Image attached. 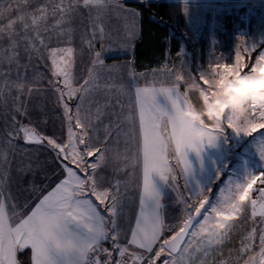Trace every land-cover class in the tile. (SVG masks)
I'll return each instance as SVG.
<instances>
[{
  "label": "snow or ice",
  "instance_id": "1",
  "mask_svg": "<svg viewBox=\"0 0 264 264\" xmlns=\"http://www.w3.org/2000/svg\"><path fill=\"white\" fill-rule=\"evenodd\" d=\"M29 3L30 0H10L7 6L0 7V20L7 18V24L0 25V38L6 31L11 38L16 34L15 25L20 23L25 32L32 28L34 40L47 49L51 73L48 87L57 94L65 135H48L34 125L22 122L18 123L15 132L9 133V143L23 139L25 144L42 146L50 152L51 156L47 157V161L55 167L51 172L43 171L42 177L45 181H51L53 177H57V180L54 186L41 184L36 181V171L31 165L19 169L22 180L29 173L32 174L27 184L35 203L29 207L31 201L26 200L24 209H28L27 211L21 209L10 213V197L6 199L3 195L7 173L0 178V264H22L17 254L25 249L31 250L30 264H126V255L131 257L132 264H157L162 256L165 257L162 264H196L197 254H200L199 264H209L208 258L212 251L218 250L230 239L231 232L236 227L234 222L243 219L242 214L246 210L250 209L248 219L255 222L259 217L261 224H264V172H259V175L249 173L243 183H228L215 198L211 186L201 187L197 184L193 188L189 183V178L193 175L190 152L199 156L204 146L212 144L225 128L246 136L264 130V110L257 109L255 105H249L250 119L242 126L234 123L232 113H227L224 121L216 127L205 122L193 123L179 116L184 108L196 104L188 89L195 84L207 86L205 77L210 71L222 66L217 62L215 65L210 64L208 71H201L199 80L185 77L181 71L170 70L171 84L157 87L155 81H146L145 86L134 83V98L130 103L124 105L117 99L122 112L127 108L121 122L128 125L123 134L126 144L131 145L124 149L123 154L117 153L116 159L122 161L117 171L127 172L131 179L135 177L136 170H139V183L136 185L138 211L129 228L127 243L122 245L119 242L121 229L118 224L122 181L116 180L110 187L101 188L96 179L97 170L106 161V145L113 128L118 130L117 135L121 134L120 123L106 125L104 141L94 145L90 134L92 125L81 118L82 104L94 83L95 67L97 64H104L102 53H94L85 78L77 84L73 71L74 48L47 46L40 34V26L47 25L51 14L56 17L53 27L58 28L78 6L88 9L112 7L133 12V28L138 13L124 9L122 0H68L67 4L65 0H59L51 9L44 4L25 14L23 9ZM13 12L16 13L14 16L11 15ZM95 19L99 21L100 16L97 15ZM44 30L47 31L48 28L45 27ZM64 31L60 29L58 34L62 36ZM67 31L70 32L71 29ZM134 35V31L128 32L129 39ZM97 38L102 43L105 39L104 28L99 23L93 26L91 36L85 41L90 49ZM25 39H28L29 46L34 51H39L33 38ZM241 43L244 45L243 51L237 49L235 62L224 65L231 66L230 70H243L247 67L242 62L244 54L251 57L256 50L255 46L249 47L246 41L242 40ZM11 46L15 48L16 42L12 41ZM16 55L13 52L9 61ZM29 59L31 60V56ZM261 59H264V51L257 55L255 62ZM251 70L252 66L249 71ZM156 71L153 70L152 74L155 75ZM139 75L143 77L146 74ZM130 76L135 82L137 74L134 70L130 71ZM181 84L185 88L183 92L180 91ZM15 86L21 92L26 87L23 82ZM96 86H99L98 83ZM41 90L38 85L27 86L29 96L33 91ZM118 91L127 94L129 90L121 85ZM73 100L76 103L70 104L69 101ZM17 111L26 115V109L17 108ZM102 115L100 107H97L93 120L99 121ZM257 121L260 123L257 124ZM43 122L47 123L46 120ZM202 129L204 135L198 136ZM88 157H95V162L89 163ZM3 158H7L6 153ZM261 159H264V152L261 153ZM179 177H183V190ZM253 177L256 179L249 186L237 211L225 217L219 230L211 229L215 221L214 214L220 210H230L228 205ZM162 188L175 193V202L181 205L180 214L174 223L165 222ZM11 208L16 209V204L13 203ZM205 228L211 229L207 235L202 234ZM257 235L259 252L254 251ZM108 240L112 242L111 249L103 247V242ZM240 244L236 257L213 261L212 264H241V261L242 264H264V227L259 230V234L255 227L251 228L241 238ZM129 246L141 251L129 252ZM114 251L118 252L119 259L113 258ZM245 255L247 259L243 258Z\"/></svg>",
  "mask_w": 264,
  "mask_h": 264
},
{
  "label": "crops",
  "instance_id": "2",
  "mask_svg": "<svg viewBox=\"0 0 264 264\" xmlns=\"http://www.w3.org/2000/svg\"><path fill=\"white\" fill-rule=\"evenodd\" d=\"M126 1L134 0H122L124 9L135 10L136 15L135 27H132L131 17L133 12L124 11L121 9H114L109 7L107 9H88L83 6H78L73 9L70 15L66 18V22L60 25L58 28H54L56 17L49 15L47 25L41 24L40 34L45 40V44L49 47H66L71 46L74 48V76L77 84L81 83L83 78L86 76L90 62L94 58L96 51H101V58L104 61L103 65L97 64L94 71V83L91 87V91L86 95L84 102L81 107L82 119L85 123H90V134L92 136V143L101 144L105 139V126H114L120 123L121 134L117 135L116 129L113 128L111 137L107 141L106 145V161L96 172L97 183L100 184L103 180H109L106 184H101V188L110 187L116 180L122 181L121 198L119 205L118 219H122V216H126L125 220L127 224L124 225L123 234H121V240L119 242L124 245L127 243L129 236V228L134 223L135 213L138 211V189L136 185L139 183V170H136L135 177L129 179L127 172H118L122 161L116 159L117 153L123 154L126 147H131L130 144H126L125 136L123 132L127 131L128 125L122 123L123 115L127 112L125 107L124 111H121L120 106L117 104V99L127 105L131 102L134 92V83L139 86H145L146 81H155V86L169 85L172 83V76L169 75L170 69H158L152 68L142 71L135 70V64L133 59L134 45L139 36V11L126 4ZM152 1V0H150ZM163 1H180L184 5H194L195 0H163ZM207 2H213V0H205ZM219 1V0H215ZM10 0H0V7H5ZM59 0H30L27 8H24L25 14L34 10L40 5L47 4L49 9L52 8L53 4L58 3ZM68 3V0H65ZM15 7V5L13 6ZM200 7V6H199ZM183 10V8H182ZM207 12V11H206ZM203 18H205V14ZM192 13V12H191ZM13 12L11 15H15ZM184 14L186 23L193 28L192 20L195 14ZM99 15L100 20L97 21L95 17ZM128 17L129 19H125ZM101 24L105 31V39L103 43L99 38L93 41V47L90 49L85 41L91 36L93 26L95 24ZM7 18L0 20V25H6ZM200 26V25H199ZM45 27L48 28L45 31ZM60 29H64V34L59 35ZM71 29V31H67ZM194 29V28H193ZM134 31L135 35L133 38H128V32ZM14 35L9 37L7 31L0 38V76L1 77H30L31 83H36L40 86L41 91L32 92L28 100L20 101L17 103L16 100L12 99L6 101H0V178H5L3 186V195L6 199H9V210L18 211L24 209L25 201H31L29 207L34 206L35 199L28 189L27 180L32 178V174L29 173L28 177L22 180V174L19 169L26 168L28 165L32 166V169L36 171L35 179L38 183L48 184L54 186L57 177H53L51 181H45L42 177L43 171L51 172L55 165L49 164L47 157L51 156V153L45 150L42 146L25 144L23 139H16L9 143V133L15 132L18 123L34 125L39 131L48 135L64 136L65 127L63 117L58 118L55 115V105L57 104V95L51 90L50 102L44 100L46 98L45 93L51 89L48 87V80L51 78L49 69L50 60L48 59V51L45 47L40 46L38 41L34 40V31L29 28L25 32L20 23L15 25ZM25 37L33 38L39 51H34L29 46L28 39ZM12 41L16 42V47L13 48ZM15 52L17 55L15 58L9 61V57ZM31 56V60L29 59ZM134 70L137 74L135 82L130 76V71ZM153 70H157L155 75L152 74ZM180 70V69H179ZM172 71V70H171ZM175 72V71H173ZM182 72V69H181ZM144 73L145 76L141 77L139 74ZM38 78V80H37ZM46 78V79H43ZM98 83L99 86H96ZM16 84H12L13 92L9 93L8 96L12 97L13 93H16ZM124 85L129 91L127 94H121L118 91L119 86ZM1 91H6V85L1 84ZM15 86V92H14ZM110 86V87H106ZM180 91H185L183 84H181ZM14 96V95H13ZM43 96V97H42ZM75 101V100H74ZM76 101L74 102V104ZM100 107L103 115L99 121H94L93 118L96 115V109ZM17 108L21 110L26 109V115H21L17 111ZM120 110V112H119ZM15 118V120L13 119ZM47 121L44 123L43 121ZM14 126L9 129L5 126ZM2 129V131H1ZM3 135V136H2ZM7 154V158L4 159L3 155ZM224 148L220 139H217L212 144H206L203 150L197 156L194 152L189 153V160L193 165V175L189 178L190 185L195 188L197 184L201 187H207L210 184L211 176L216 170L225 163L224 160ZM92 158V161L90 160ZM89 163L95 162V157L87 158ZM39 166V168L37 167ZM131 171V169H129ZM203 174H211L206 177ZM82 175V174H81ZM181 186V185H180ZM127 190V191H126ZM163 192V203L165 222L169 223L168 216L170 214L175 215V219L180 214L181 205L177 204L175 193L170 189L162 188ZM183 190V186H181ZM94 199V198H93ZM15 203L16 209H12L11 205ZM132 203V205H131ZM27 211L28 209H24ZM103 211V209H102ZM171 218V220H175ZM110 249L112 248L111 240L105 241ZM130 251H141L135 249L134 246H129ZM30 253L31 250L29 249ZM118 252L114 251L113 256L117 255ZM18 258V254H17ZM19 259V258H18Z\"/></svg>",
  "mask_w": 264,
  "mask_h": 264
},
{
  "label": "rangeland",
  "instance_id": "3",
  "mask_svg": "<svg viewBox=\"0 0 264 264\" xmlns=\"http://www.w3.org/2000/svg\"><path fill=\"white\" fill-rule=\"evenodd\" d=\"M134 1H142V0H134ZM143 1H150V0H143ZM194 5H198L196 7H193V5H184L183 6V12L185 14H195L193 20H192V26L194 29L199 27V25L203 24L204 22V12L210 13V27H211V41L209 48L207 49V53L211 55V60L209 61V64H207L206 67H198L196 76H198L196 79L199 80V74L201 71H208L209 65H215V63H226L225 59L228 57V49L231 47H234V51L236 53L237 49L239 48L241 51H243L244 45L241 43V41H246L247 45L250 47L257 46L261 44V42L264 40V0H219L213 2H207L205 0H195ZM234 6L238 13V23L235 25L234 34L235 37L238 38V40L233 39L231 43L232 45L229 48H225L223 51L220 50V48L217 46L218 44V38H216V32L214 34V27L217 25V15L219 14V9L221 8H230V6ZM200 6V7H199ZM256 7L260 8V18L257 22V27L253 30H249V10L252 9L253 11L256 9ZM240 8H243V10L240 11ZM192 12V13H191ZM247 16V17H246ZM248 20V27L245 24V21ZM263 23V25L261 24ZM257 53L255 55V58L252 56L248 57L247 54H244V60L243 63L247 64V67H245L242 71L248 72L250 67L255 63V59L257 55L264 51V45L260 47L259 49H256ZM253 53V52H252ZM236 56V54H235ZM235 56L232 63L235 62ZM165 65H167V68H165ZM158 69H170L172 71H181L184 74L185 77H194V75L190 72V54L183 48L179 51V53L174 58H167L165 62L161 66H159ZM180 69V70H179ZM30 77H1L0 76V85L4 84L6 85V91L2 92V95H0V101H3V98L6 99V101H10L12 99L16 100L17 103L20 101H25L29 99V95L27 92V86L28 85H36V83H31ZM46 79V78H43ZM38 80V78H37ZM19 82H23L25 84V90L23 92L16 89V93L12 95V97L8 96L9 93L13 92V88H11L12 84H17ZM202 83V82H200ZM184 87V86H183ZM206 87V86H205ZM52 89L47 90L46 98L47 100H44L46 102H50L52 97H50V92ZM1 91V86H0ZM12 91V92H10ZM43 91V89H42ZM14 92H15V86H14ZM35 93V91H33ZM37 92V91H36ZM57 95V94H56ZM43 97V96H42ZM191 99L196 103L199 104L198 96L195 92H192L190 94ZM57 103V101H56ZM120 112V110H119ZM55 115H57L58 118H62V112L60 107L58 106V103L55 105ZM63 119V118H62ZM15 129L14 126H10ZM8 125L5 126V128H10ZM2 131V129H1ZM3 136V135H2ZM223 148H224V160L225 163L221 167H219L214 174L211 176V181L208 186H211L213 196H215L220 192L222 188H225L228 183H243L246 176L250 173L251 169L254 166H258L262 164L263 159H261V153L264 152V130H262L259 133L246 136L243 134H236L231 128H225L223 133L219 135ZM1 138V137H0ZM2 142L0 141V144ZM92 161V158H90ZM175 163V161H173ZM228 170L227 174L224 175L223 172ZM82 174V173H81ZM83 175V174H82ZM211 174H203L204 177ZM217 176H219V179H217ZM179 180L182 182L183 186V177H179ZM109 180H103L99 186L103 183H108ZM180 183V182H179ZM207 186V187H208ZM132 205V203H131ZM243 219H237L234 223L236 224V227L233 228L230 239L226 241L220 248L214 249L208 258L209 264H212L213 261H219L220 259H228L229 257H236L238 255L237 250L240 248L241 244V238L244 236L246 232H248L251 228L255 227L257 229V234H259V230L264 227V224H261L259 217L255 219V222L248 219L250 216V209L246 210L243 214ZM169 223L175 222V215L170 214L168 216ZM171 218L175 220H171ZM126 216H122V219H118V224L121 229V234H123V228L124 225L127 224L128 220H125ZM168 235V233H166ZM121 235L120 239L121 240ZM260 245H259V239L257 235V239L254 244V251L259 252ZM129 252H132L129 250ZM115 256H118L115 255ZM127 258H129L130 261L131 257L129 255H126ZM199 256L200 254H197L196 264H199ZM165 257L162 256L159 261H157V264H162V260ZM244 259H247V255L243 257ZM231 264V262H230ZM242 264V261H241Z\"/></svg>",
  "mask_w": 264,
  "mask_h": 264
},
{
  "label": "trees",
  "instance_id": "4",
  "mask_svg": "<svg viewBox=\"0 0 264 264\" xmlns=\"http://www.w3.org/2000/svg\"><path fill=\"white\" fill-rule=\"evenodd\" d=\"M128 5L135 7L140 14L139 36L134 45V66L136 71L157 68L167 60L174 58L183 48L190 54V72L195 78L197 68L206 67L211 60L207 53L211 41L210 13L206 12L204 22L196 29L191 28L185 21L183 4L180 1H126ZM239 8L233 5L230 8L219 9L217 25L214 27V34L218 38L217 46L223 51L229 48L233 39L238 40L234 34L235 25L238 23ZM243 8H240V11ZM260 8L249 10V30L257 27L260 18ZM263 25V23H261ZM264 45V40L257 46L259 49ZM257 50L252 53L255 58ZM234 47L228 49V57L225 62L231 64L235 56ZM212 61V60H211ZM69 101L70 104H74ZM228 170L224 173L227 174ZM182 186L181 180H179ZM22 264H30V251L25 249L18 253Z\"/></svg>",
  "mask_w": 264,
  "mask_h": 264
},
{
  "label": "clouds",
  "instance_id": "5",
  "mask_svg": "<svg viewBox=\"0 0 264 264\" xmlns=\"http://www.w3.org/2000/svg\"><path fill=\"white\" fill-rule=\"evenodd\" d=\"M221 65L205 77L206 87L195 84L188 89L189 94L192 92L197 94L199 104H191L184 108L179 113L182 119L193 123L205 122L216 127L224 121L227 113H232L235 117L234 123L242 126L250 119L249 105L264 110V59L255 62L252 65L253 70L248 72L230 70L231 66H224L225 63ZM258 123L260 122L257 121ZM197 135H204V130ZM255 179L253 177L244 184L237 197L228 205L230 210H220L214 214L215 221L211 229L219 230L225 217L237 211ZM211 229L205 228L202 234L207 235Z\"/></svg>",
  "mask_w": 264,
  "mask_h": 264
},
{
  "label": "built area",
  "instance_id": "6",
  "mask_svg": "<svg viewBox=\"0 0 264 264\" xmlns=\"http://www.w3.org/2000/svg\"><path fill=\"white\" fill-rule=\"evenodd\" d=\"M247 17V16H246ZM245 24L246 26L248 25V20L245 21ZM248 27V26H247ZM259 172H264V159L262 161V164L258 165V166H254L250 173H257V175H259ZM103 247L104 248H108L110 249V247L106 244V243H103ZM103 258V257H102ZM114 259H119L120 257L119 256H113ZM125 261H126V264H132V261L129 260V258H127V256L124 257Z\"/></svg>",
  "mask_w": 264,
  "mask_h": 264
}]
</instances>
